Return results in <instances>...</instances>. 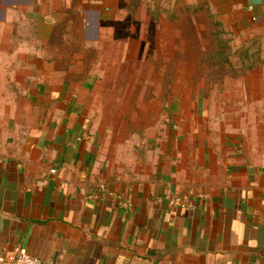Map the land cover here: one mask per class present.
<instances>
[{
	"label": "crops",
	"instance_id": "0c3cea01",
	"mask_svg": "<svg viewBox=\"0 0 264 264\" xmlns=\"http://www.w3.org/2000/svg\"><path fill=\"white\" fill-rule=\"evenodd\" d=\"M111 1L0 0V70L11 71L0 91L18 86L45 102L0 130V251L44 264H264V94L251 93L256 124L239 131L256 138L235 145L198 192H176L184 180L173 176L175 193L163 192L164 176L161 187L107 181L84 81L66 72L80 63L60 57L51 39L69 8L86 36L98 37V6ZM207 1L227 30L257 40L250 76L264 93V0Z\"/></svg>",
	"mask_w": 264,
	"mask_h": 264
},
{
	"label": "rangeland",
	"instance_id": "374dc122",
	"mask_svg": "<svg viewBox=\"0 0 264 264\" xmlns=\"http://www.w3.org/2000/svg\"><path fill=\"white\" fill-rule=\"evenodd\" d=\"M98 8V37H87L82 16L69 8L51 43L60 57L80 63L66 72L84 81L101 170L108 182L156 184L168 193H175L171 176L179 177L184 186L176 192H198L235 145L256 138L239 131L256 124L255 105L264 110V98H250L264 94L250 76L260 57L257 40L227 30L207 0H112ZM89 16L83 13L84 24ZM219 43L231 64L214 57ZM5 76L11 71L0 70ZM1 90L0 130L24 109L45 108L38 93Z\"/></svg>",
	"mask_w": 264,
	"mask_h": 264
},
{
	"label": "built area",
	"instance_id": "2783aa9c",
	"mask_svg": "<svg viewBox=\"0 0 264 264\" xmlns=\"http://www.w3.org/2000/svg\"><path fill=\"white\" fill-rule=\"evenodd\" d=\"M55 172V170H52ZM0 264H44L39 258L28 252L4 253L0 251Z\"/></svg>",
	"mask_w": 264,
	"mask_h": 264
},
{
	"label": "trees",
	"instance_id": "16d2710c",
	"mask_svg": "<svg viewBox=\"0 0 264 264\" xmlns=\"http://www.w3.org/2000/svg\"><path fill=\"white\" fill-rule=\"evenodd\" d=\"M225 48H226V45H222L221 43H219L214 57H216L218 59L222 58L224 64H227V63L231 64L230 61L228 60V58L226 57ZM253 66H251L250 68H253Z\"/></svg>",
	"mask_w": 264,
	"mask_h": 264
}]
</instances>
